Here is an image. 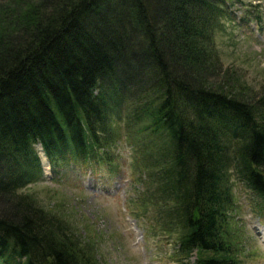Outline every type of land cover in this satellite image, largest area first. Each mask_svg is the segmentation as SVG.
<instances>
[{
    "label": "trees",
    "instance_id": "trees-1",
    "mask_svg": "<svg viewBox=\"0 0 264 264\" xmlns=\"http://www.w3.org/2000/svg\"><path fill=\"white\" fill-rule=\"evenodd\" d=\"M238 1L0 0V264H99L24 189L41 175L36 146L55 172L110 162L121 132L139 215L174 235L178 264H238L233 179L264 215V86L222 70L215 42Z\"/></svg>",
    "mask_w": 264,
    "mask_h": 264
},
{
    "label": "rangeland",
    "instance_id": "rangeland-1",
    "mask_svg": "<svg viewBox=\"0 0 264 264\" xmlns=\"http://www.w3.org/2000/svg\"><path fill=\"white\" fill-rule=\"evenodd\" d=\"M230 10V20L216 32L221 67L257 94L264 86V0H240ZM224 78L222 74L215 80ZM36 148L41 175L24 190L45 208L63 212L81 239L92 242L99 264H178L174 235L162 230L151 211L139 215L143 206L136 197L141 190L138 170L122 132L109 150L111 163L69 161L53 172L40 146ZM231 183L227 240L238 264H264V215L253 211L250 194L238 181Z\"/></svg>",
    "mask_w": 264,
    "mask_h": 264
}]
</instances>
